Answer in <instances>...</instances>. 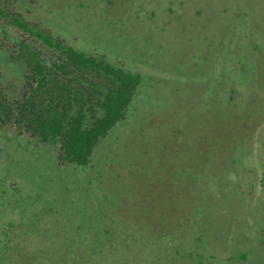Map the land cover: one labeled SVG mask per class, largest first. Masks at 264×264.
<instances>
[{
    "label": "rangeland",
    "instance_id": "obj_1",
    "mask_svg": "<svg viewBox=\"0 0 264 264\" xmlns=\"http://www.w3.org/2000/svg\"><path fill=\"white\" fill-rule=\"evenodd\" d=\"M0 3L9 102L37 84L22 43L60 61L16 16L140 75L86 166L0 120V264H264V0ZM54 74L108 88L102 76ZM86 112L87 126L102 114Z\"/></svg>",
    "mask_w": 264,
    "mask_h": 264
},
{
    "label": "trees",
    "instance_id": "obj_2",
    "mask_svg": "<svg viewBox=\"0 0 264 264\" xmlns=\"http://www.w3.org/2000/svg\"><path fill=\"white\" fill-rule=\"evenodd\" d=\"M8 16L0 3V18ZM12 19L17 27L59 51L60 61L43 58L40 51L22 43L21 54L33 68L37 84L25 100L18 102H9L0 89V120L14 118L18 124H25L32 135L45 141H60L64 160L86 166L99 141L125 116L139 85L140 75L65 46L50 35L34 31L18 16ZM56 70L71 73V81L102 76L108 80V88L102 91L83 83L74 87L61 81L58 74L53 75ZM97 94H101V99H94ZM95 106L101 109L102 114L87 126L86 110H93Z\"/></svg>",
    "mask_w": 264,
    "mask_h": 264
}]
</instances>
